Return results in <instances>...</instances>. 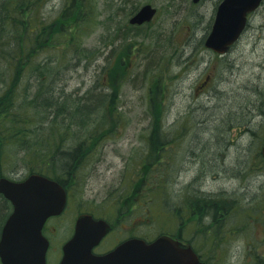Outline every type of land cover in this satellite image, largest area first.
<instances>
[{
  "label": "rangeland",
  "instance_id": "1",
  "mask_svg": "<svg viewBox=\"0 0 264 264\" xmlns=\"http://www.w3.org/2000/svg\"><path fill=\"white\" fill-rule=\"evenodd\" d=\"M71 2L39 0L38 12L31 18L40 19L52 38L69 36L72 40L73 37L82 60L75 63L72 55L62 60L59 54L64 47L59 41L45 39L35 43L39 50L35 60L42 74L57 82L53 86L55 104L41 91L42 98L38 101L32 96L23 98L26 107L20 111L29 125L24 133L31 140L35 136L41 141L47 137V131H54V137L61 139L60 134L63 135L65 143H83L87 153L69 175H56L66 180L69 200L65 213L48 223L49 228H55L48 234V264H57L60 248L70 236L76 216L82 212L89 211L112 224L98 252L129 235L153 239L167 228L169 231L177 228L166 217L168 207L160 212L159 206L151 205L148 211L144 190L135 181L134 172L147 154L148 140L156 141L155 137L159 138L158 142L169 140L163 155L164 164L172 159L167 165L172 181L168 183L166 205L176 206L184 196L186 202L190 198L192 211L200 204L215 205L223 220L221 230L231 227L235 232L217 247L223 252L217 254L216 264H250L255 241L258 242L255 252L264 255V165L257 162L256 155L264 134V2L249 17L246 31L230 51L215 58L203 53L200 68L195 60H199L203 47L197 42L208 33L219 0L198 3L192 0H73L77 10L83 12L82 20L72 14L62 17ZM144 4L157 10L152 22L143 27L129 25L128 19ZM23 18L20 15L17 21L24 24ZM211 63L218 69L213 90L200 89L197 94L196 87L211 73ZM0 64L4 72L0 71V78L3 76L7 82L6 66L1 61ZM230 66L234 72L227 70ZM30 72L23 76L21 86L32 87ZM0 87H5L1 81ZM258 91L263 95L258 96L255 93ZM101 96V102L106 101L108 106L97 107ZM211 100L214 101L211 103ZM45 101L50 103L47 108ZM31 102L37 105L36 112L29 108ZM59 102L63 107L72 105V109L77 103L85 104L83 107L89 115L76 126L70 118L72 113L58 107ZM153 104H156L154 108ZM51 106L52 112L48 109ZM205 106H211L209 113L205 112ZM110 109L118 120L110 117L102 123ZM153 118H158L159 128L154 126ZM215 120L221 131L225 120L236 125L229 139L210 137L209 129ZM196 122L202 123L197 127ZM23 125L26 127V122ZM14 129L15 126L9 133ZM26 140V136L18 137L10 143L0 136V177L21 179L28 174ZM39 150L44 151L42 147ZM158 169L153 171L158 173ZM129 192L131 195L127 197ZM151 197L158 199L154 194ZM235 200L240 207L254 204V210L261 214L233 210ZM119 202L121 215L117 210ZM201 213L204 218L208 211L203 209ZM247 213L256 214L252 219L257 222L248 221L250 224L245 225ZM198 214L187 215V209L183 213L187 216L185 235L191 232L200 217Z\"/></svg>",
  "mask_w": 264,
  "mask_h": 264
},
{
  "label": "trees",
  "instance_id": "2",
  "mask_svg": "<svg viewBox=\"0 0 264 264\" xmlns=\"http://www.w3.org/2000/svg\"><path fill=\"white\" fill-rule=\"evenodd\" d=\"M38 4L39 0H0V61L5 64L6 72L8 74V76L6 75L7 82L3 76L2 78H0L2 86H5L3 89L0 87V136L3 138V140H6L10 143L12 140L18 137L19 139H22V137L24 138L26 136L28 159L26 160L25 165L27 164L29 167L28 173H40L60 182V177H57L56 175H69L75 168L79 166L80 161L87 155V153H85V145L83 143L70 144L67 141L65 143V140L62 139L63 135L61 136L60 134L61 139H59L58 136L54 137V131H47L45 134L47 137L42 139L41 141L35 136H33V140H31L32 138H29V134L24 133V130L29 125L27 121H25L24 114L21 113V108H25L26 105H23V98L20 96L23 91V85H20V81L23 80V76L25 74L31 71L29 73L32 74L30 80L32 82L31 86L39 87L40 85H43V88H41V91H43L42 95H44V97L48 99L49 102L53 105L55 104L53 93H56V90L53 86L56 84V82L49 76H45L44 74H42L39 65H37L35 59L37 56L36 52H39V50H37V46L35 43H38L39 41H43L45 39H47L49 42L59 41L64 47L61 48V52L59 54V57L62 60H67L68 56L72 55V60L76 63L82 60V55L79 52V49L76 48L77 44L74 42L73 37L72 40L69 36L63 39L59 37L52 38L51 35H49L50 30L47 29L43 23H41L40 19L36 20L35 16L33 19L31 18L32 15L38 12ZM65 9L67 10V12H63L62 17H66V15L72 14L75 19H83V12H81V10H77L76 5H74L73 3V0L71 3L66 5ZM25 12H28L27 16ZM20 15L24 17V24L21 21H17L19 20ZM40 32L44 33L45 35L41 36L39 34ZM70 32L71 29L69 33ZM0 71L1 74L4 73L1 68ZM33 76H35L36 78H34ZM255 93L258 96H260V94L263 95V93L259 91ZM153 100V96L151 95L150 102H152ZM101 101L102 96L97 102V107H99L101 104H105V107L108 106L106 105V101ZM259 102L260 101L258 99V104ZM50 103L47 104L45 102L44 107L47 108ZM57 105L65 112L72 113V117L70 118H73V124L76 126L79 125L80 122L84 121L85 117L89 115V112H86V109L83 107L85 104L82 105L80 103H77L74 105L73 109L71 107L72 105L70 106V104H66L67 107H63L64 104L62 105L61 102H59ZM155 106L156 104H153V108ZM251 107L256 108L257 106L253 104V106L251 105ZM29 108L33 109L36 112L37 105L31 102V104H29ZM16 109L18 110L14 112V110ZM48 109H50V112H52V106ZM154 113H156L155 110ZM115 115L116 113L114 112V110L110 109L109 114L107 115L108 117L106 116L107 118H104V120H102V123L106 122L110 117H112L114 121L118 120L117 118H115ZM153 121L155 122L154 126L159 128L160 125H158L157 123L159 122L158 118H153ZM25 122L26 127L25 125H23ZM215 122L216 120L214 122L212 121L214 125L212 124L211 128L209 129V134L212 139H220L221 137L228 138V136L232 135V129L236 128V125L234 127L230 122L224 121V130L221 131V129L218 128ZM201 123L202 122H196V126L199 127L198 125ZM13 125L15 126L14 132L9 133V131L14 127ZM238 133L240 134V132ZM155 139L156 141L154 140L151 142V139L150 141H148V143H150L147 144V154L142 158L140 168H138V170L134 172L136 185H139L141 189L144 190L146 207L148 211H151L152 207L157 205L159 206L160 212H164L165 206L168 207L166 208V217L169 218L172 227H174V225L176 224L177 228L172 232H167L168 230H170V228L166 229V234L174 236L183 243L192 245L198 252V254H200L201 258H207L208 260L212 261V264H216L215 260H217V254H222L223 252V250L218 251L217 247L224 239L226 240L227 238L234 236L235 232L231 227L224 229L223 231L221 230L223 220L218 213L219 211L217 212L215 205L200 204L201 206L197 205L196 209L192 211L190 208L192 206L191 201H189L190 198L188 197V201L186 202V196H184V199L180 202V204L178 203L176 206L169 207L166 205V191L168 183L170 184L172 181V179L169 177L170 174L167 173V167L164 164L163 158L165 151H167L166 147L168 145V142H165L164 140H160L158 142L159 138L157 137H155ZM47 146L48 151H45ZM40 147H42L44 150L41 153L39 150ZM201 150H204V148H201ZM256 155L257 162L261 165H264V161L259 151L256 152ZM261 165H259V167ZM252 166H255V164ZM156 167L159 168L158 173H155L153 171V169ZM215 167L216 172L219 173L218 164H216ZM152 194L156 195L158 199H152ZM130 195L131 193L129 192L127 194V197H129ZM183 201H185V203ZM120 203L121 202L118 203L119 206L117 207V210H119L118 214L121 215L122 207H120ZM151 205L153 206L151 207ZM245 206H237V201L235 200V205L232 209L235 211L242 209V214L243 210H250V213L253 210L256 214H261L257 213V210H254V204L246 206L247 208H245ZM186 209L187 215L191 214L195 216L199 213L198 215H200V217L194 223V227L192 228L191 232L185 236L183 234V228L181 229L180 222H182L183 219L182 212H184ZM203 209L204 212L208 211L204 218H202L201 213ZM230 209L231 208H229V210ZM10 210L11 206L0 195V232L6 217L10 213ZM156 214L159 215L157 213V210ZM254 215H250L249 213L245 214V219L247 221L245 225H249L251 222H257L252 219ZM248 221H250V223H248ZM257 243V241L253 242L254 250L250 255V264H264V255H259L255 252ZM206 264H208V261L206 262Z\"/></svg>",
  "mask_w": 264,
  "mask_h": 264
},
{
  "label": "water",
  "instance_id": "3",
  "mask_svg": "<svg viewBox=\"0 0 264 264\" xmlns=\"http://www.w3.org/2000/svg\"><path fill=\"white\" fill-rule=\"evenodd\" d=\"M261 1L223 0L216 10L205 47L219 54L227 52L244 30L247 15ZM155 12L151 5H144L129 23L150 22ZM261 154L264 158V138ZM0 194L13 205L0 233V263L46 264L48 241L42 235V228L49 217L64 210V189L53 180L32 174L19 183L0 178ZM109 230L104 220H95L88 214L78 216L73 236L62 247L59 264H202L190 248L167 236L149 243L128 239L104 255H93L92 249Z\"/></svg>",
  "mask_w": 264,
  "mask_h": 264
},
{
  "label": "flooded vegetation",
  "instance_id": "4",
  "mask_svg": "<svg viewBox=\"0 0 264 264\" xmlns=\"http://www.w3.org/2000/svg\"><path fill=\"white\" fill-rule=\"evenodd\" d=\"M214 13H215V10H214ZM213 17H214V14H213ZM213 17L211 18V24H212V21H213ZM152 22V21H151ZM211 24H210V27H211ZM146 24H144V25H141V26H135V27H143V26H145ZM210 27H209V30H210ZM209 32V31H208ZM204 37L203 38H201V40L199 41V42H197V44L199 43V44H201V49H202V47H203V45H204ZM196 46H194V48H195ZM203 53H205L207 56L208 55H211V58H215L214 57V54L212 53V52H210V51H208V50H204L203 51V49L201 50V52L199 53V60L197 61V59L195 60V64L196 65H198V67L200 68V66H201V61L203 60V57H202V54ZM197 62V63H196ZM207 68H208V66H207ZM210 68H211V73L210 74H207V75H205V78H204V80L202 79L201 80V82L199 83V85L196 87V90H197V94H198V92H200L199 90L200 89H206V90H208V89H211V90H213V86H214V75H216V73H217V71H218V69H217V65L216 64H212L211 63V65H210ZM193 70H194V72L195 71H197V68L196 67H194L193 68ZM192 70V71H193ZM212 83H211V82ZM210 95L212 96V97H214V94L213 93H210ZM149 141V140H148ZM173 147V146H172ZM174 148V147H173ZM166 149H167V147H166ZM168 150V149H167ZM185 156V155H184ZM193 160V159H192ZM171 162H172V159H169V161H167V164H171ZM173 165V164H172ZM167 166V165H166ZM12 180H14V181H18V180H20V179H16V178H11ZM60 185L65 189V191L67 192V198H68V192H69V189H68V184H65V181L64 180H61L60 182ZM7 201V200H6ZM8 202V201H7ZM9 203V202H8ZM9 205L11 206V204L9 203ZM67 207H68V199H67V205H66V208H65V210H64V212L62 213V215L65 213V211H66V209H67ZM11 209H12V207H11ZM11 212V211H10ZM61 215V216H62ZM61 216H59V217H61ZM59 217H53V218H50V219H48L47 220V222H46V224H45V226H44V228H43V234L45 235V237L46 238H48V240H49V243H50V239H49V236H48V234H51L52 232H54L55 231V228H49L48 227V223H49V221H51L52 219H54V218H59ZM95 217V216H94ZM185 217V218H184ZM182 222H180L181 223V229L183 228V234H184V229H185V224H184V222H185V219L187 218V216H184L183 215V213H182ZM105 219V218H104ZM108 223H110L107 219H105ZM110 225L112 226V224L110 223ZM112 230V229H111ZM72 232H73V228H72ZM185 235V234H184ZM105 239V238H104ZM104 239L101 241V243H100V245L98 246V247H100L101 246V244H102V242L104 241ZM97 247V248H98ZM114 247V246H113ZM113 247H111V248H109V249H102V250H100L99 251V254H102V253H106L107 251H109V250H111ZM49 249H50V246H49ZM49 249H48V251H49ZM94 253H95V249H94ZM48 254V253H47Z\"/></svg>",
  "mask_w": 264,
  "mask_h": 264
},
{
  "label": "bare ground",
  "instance_id": "5",
  "mask_svg": "<svg viewBox=\"0 0 264 264\" xmlns=\"http://www.w3.org/2000/svg\"><path fill=\"white\" fill-rule=\"evenodd\" d=\"M220 70H223V67L221 66L220 67ZM222 75H223V73H222ZM218 76H220L219 74H218ZM59 80H60V77L58 76L57 77ZM2 83V82H1ZM57 83V82H56ZM33 93V94H32ZM22 98H26V97H29V96H32V98H34L35 100H37L38 101V99L39 98H42V95H41V88L40 87H38V86H32V87H30V86H23V91H22V93H21V95H20ZM213 99V98H212ZM214 100H211L210 102L212 103ZM46 102V101H45ZM210 107L211 106H205V112L206 113H209V111H210ZM197 113H198V111H197ZM204 120V119H203ZM226 121V120H225ZM227 122H229V121H227ZM169 140H167V142H168Z\"/></svg>",
  "mask_w": 264,
  "mask_h": 264
}]
</instances>
